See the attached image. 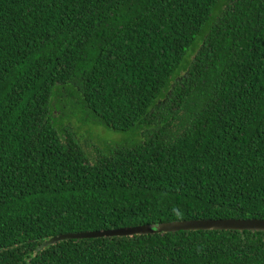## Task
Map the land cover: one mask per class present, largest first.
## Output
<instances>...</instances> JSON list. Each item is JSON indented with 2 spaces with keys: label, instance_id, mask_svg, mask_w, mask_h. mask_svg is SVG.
Wrapping results in <instances>:
<instances>
[{
  "label": "trees",
  "instance_id": "16d2710c",
  "mask_svg": "<svg viewBox=\"0 0 264 264\" xmlns=\"http://www.w3.org/2000/svg\"><path fill=\"white\" fill-rule=\"evenodd\" d=\"M217 220H264V0H0V264H264L261 232L59 240Z\"/></svg>",
  "mask_w": 264,
  "mask_h": 264
},
{
  "label": "rangeland",
  "instance_id": "374dc122",
  "mask_svg": "<svg viewBox=\"0 0 264 264\" xmlns=\"http://www.w3.org/2000/svg\"><path fill=\"white\" fill-rule=\"evenodd\" d=\"M176 124H179L176 122ZM88 129V134H92L94 136L93 138L86 134V131ZM173 129H176L175 126H173ZM82 144L84 147L89 151L93 152L94 148L97 147V143L95 144V136L107 139L108 141H118L119 138H121L119 141L120 143L125 142V138L120 135L121 133H115L112 130L105 129L102 127L95 126L92 124L90 127H84L82 131ZM121 136V137H120ZM132 141V137L131 140ZM93 156L95 154H92ZM156 231L158 233H175L172 230H168L164 225H157L154 226ZM149 230H153V228L148 227ZM111 231V230H110ZM182 231H236V232H261L264 233V220H220L218 222H204V221H193V222H187V225H184V230ZM106 232V231H104ZM140 234V233H139ZM138 235V234H137ZM140 235H147V234H140ZM134 236V235H133ZM115 237H121V236H115ZM128 237V236H123Z\"/></svg>",
  "mask_w": 264,
  "mask_h": 264
},
{
  "label": "water",
  "instance_id": "95a60500",
  "mask_svg": "<svg viewBox=\"0 0 264 264\" xmlns=\"http://www.w3.org/2000/svg\"><path fill=\"white\" fill-rule=\"evenodd\" d=\"M217 221H212V222H218ZM224 221V220H223ZM208 222V221H204ZM168 230H172L174 232H179L184 230V225H187V222L183 223H170V224H163ZM153 228V230H149L148 226H143V227H136V228H127V229H119V230H111V231H106V232H94V233H87V234H77V235H64L60 236L59 240H64V239H72V240H77V239H84V238H105V237H115V236H133V235H139L140 234H154L158 233L157 231H154L155 227H150ZM156 230V229H155ZM58 241V239H54L53 242Z\"/></svg>",
  "mask_w": 264,
  "mask_h": 264
}]
</instances>
